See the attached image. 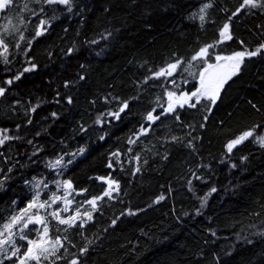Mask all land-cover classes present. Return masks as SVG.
Wrapping results in <instances>:
<instances>
[{
	"label": "trees",
	"instance_id": "1",
	"mask_svg": "<svg viewBox=\"0 0 264 264\" xmlns=\"http://www.w3.org/2000/svg\"><path fill=\"white\" fill-rule=\"evenodd\" d=\"M206 3L212 7L201 21ZM241 3L14 0L5 18L8 50L0 55L6 89L0 130L13 137L0 146V226L43 188L42 199L67 192L72 211L62 218L77 207L93 215L83 227L68 228L44 212L49 235L63 244L47 264H264V147L250 138L232 152L226 148L264 125V54L245 60L214 106L192 100L160 115L169 91L198 88L202 62L191 57L199 48L215 45L213 63L215 55L264 43V8L242 9L229 21ZM40 20L47 30L36 37ZM224 23L233 39L221 42ZM178 58L181 66L171 76L153 75ZM124 102L119 119L109 114ZM153 109L160 119L146 121ZM61 157L60 166H50ZM99 177L117 181L119 191L93 211L85 201L107 188ZM34 229L24 230L29 239L36 238ZM17 242L21 253L7 259L3 252L0 264L19 260L26 241L18 236Z\"/></svg>",
	"mask_w": 264,
	"mask_h": 264
},
{
	"label": "snow or ice",
	"instance_id": "2",
	"mask_svg": "<svg viewBox=\"0 0 264 264\" xmlns=\"http://www.w3.org/2000/svg\"><path fill=\"white\" fill-rule=\"evenodd\" d=\"M13 3L14 0H0V12L9 9L13 5ZM45 3L48 4L59 3V4L68 5L70 3V0H45ZM211 7H212L211 3H206L199 9L200 12L199 19L201 21L205 20L206 10ZM245 8H264V0H242V3L239 5V7L234 12H232L231 16L228 18L229 21H231L232 17L241 13V10ZM41 11L43 10L41 9ZM33 15H35V13H33ZM46 24L47 21L40 20V23L38 25V30L35 32L36 37L41 36L47 30L45 28ZM220 37H221V42L223 40L233 39V37L230 34V23L223 24L220 30ZM0 45H3L4 52L6 53L8 48L2 39H0ZM214 47H215L214 44L205 45L199 48V50L195 53V55L191 57V61L202 62L201 70L198 73L199 87L196 88V90L193 92L190 93L181 92L179 95L169 91L167 93L168 106L167 108L163 109L160 115H163L164 112L167 113L173 112L177 105H179L180 107H184V105L189 104L190 101L192 100H195L197 103L201 102L202 100H207L210 103V105L214 106L217 103V100L220 98L221 91L225 88V85L228 84L229 81H231L234 77L238 76L241 73L245 60L264 54V43H260L258 47H256L254 50L244 49L241 51L233 52L231 55H227V56L215 55L214 57L215 62L211 63L209 61L212 60L213 57L211 56L210 53ZM71 51L72 50L69 49V52ZM5 62H7L6 57H5ZM181 63H182L181 60L178 58L175 60V62L167 64L165 68H162L157 72H154L153 75L157 78L161 76H171L181 66ZM35 67L36 65L33 64L30 69H25V72L31 71ZM20 78H21L20 76L14 77V79L16 80H19ZM81 79H83V77H81ZM6 83L11 85L13 83V80L10 79ZM174 83L175 81H173V84ZM5 92L6 89L4 87H0V96H4ZM68 102L71 103V98L68 99ZM190 106L195 107L196 105L195 103H192ZM36 107L39 106L37 105ZM127 107H128V103L124 102L123 106L119 109L118 112L109 113V114L114 116L116 119H119L120 113L124 112ZM35 110L36 108L32 109V111ZM208 110L211 111V107H209ZM155 111L156 110L153 109V111L147 114V116L145 117L146 121L155 122L160 119V115L154 114ZM52 115L55 116L56 113H52ZM177 119H179V117H177ZM205 119H207V117H205ZM150 127L151 124H149L147 127L142 126L140 129V135L147 134ZM259 127H264V125L254 126L252 129L242 132L235 139L230 140L226 145L228 152H232V150L235 147L242 144L244 141L249 140L250 138H253L255 142L261 145V147H264V136L256 135V128ZM7 131H8L7 129L0 130V132L5 133L3 135H0V146L4 145L6 141L13 139V137L6 135ZM175 139L176 137H173V140ZM130 142H135V141H130ZM29 143H31V141H29ZM84 152H85L84 148H81L79 150L80 154H83ZM113 155L115 156L117 154L114 153ZM136 159H139V157H136ZM62 162H63V157L56 160L50 166L56 168L60 166ZM68 163L71 164L72 161L69 160ZM111 166L112 165L110 164L109 167ZM9 171H11V169H9ZM137 171H139V168H137ZM4 179H7V177H5ZM98 179H100L102 182H106L107 188L105 189V191L101 196H94L91 199L85 201L86 204L91 206L93 211L97 209L99 201L103 200L105 197L112 198L113 192L119 191V184L117 181L104 177H99ZM2 186H3V181L0 180V187ZM62 186L66 190H68L72 188V183L71 181H64ZM83 191H87V190L85 189L82 190V192ZM212 191L214 192L216 190L213 188ZM39 195L40 193L37 192L26 207L20 209L14 215L10 216L8 220L4 222L2 226H0L2 227V230H0V237H2L0 238V251L7 252L8 249L5 246L9 244L12 245L11 255L7 256L6 257L7 259H12L13 257H16L19 253H21V248L16 246L14 235L19 234L20 239L26 241L25 249L22 255H20L19 257L18 264H43V261L47 260L50 255H55L59 247H63L62 241L59 237L54 242L51 241V238L49 237L48 222L45 216H41L39 214V209H44L46 207H50L51 205L49 204L48 201L40 202ZM59 199L64 200L65 207L63 210L64 212H68L69 205L72 204V201L68 200L67 197L61 198L54 195L52 198V203H55V201ZM158 199H163V197L161 196ZM33 209H35L36 211L32 212ZM49 215H51L52 218L56 219L59 224L67 225L68 228L83 227L84 223H87L88 221H91L93 219L92 211H85L81 213L79 207L76 208L74 214L69 215L67 218H62L58 211H52L51 213H49ZM84 217H86V219H83ZM81 220H83V223H78V221ZM114 223L115 221H113V224ZM29 225H33V226L41 225V228L34 229L37 233L36 239H29L27 235L23 234L24 229H28ZM17 226H20L19 233H14L13 229L16 228ZM65 239H67V237H65ZM87 243L90 244L91 241H88ZM87 251H88L87 246L80 249L81 254H84ZM60 258L61 257H56V259H60ZM71 264H78V259H73L71 261Z\"/></svg>",
	"mask_w": 264,
	"mask_h": 264
},
{
	"label": "rangeland",
	"instance_id": "3",
	"mask_svg": "<svg viewBox=\"0 0 264 264\" xmlns=\"http://www.w3.org/2000/svg\"><path fill=\"white\" fill-rule=\"evenodd\" d=\"M214 63V62H213ZM22 70H25V68H23ZM21 73V72H20ZM198 87H199V84H198ZM177 94V93H176ZM177 95H179V94H177ZM191 102V101H190ZM256 135H258V136H264V133L262 134V133H256ZM42 191H43V188H40V189H37V192H39L40 193V195H39V201L40 202H43V201H48L49 202V204L51 205L50 207H46V208H44V209H39V214L41 215V216H44L45 215V211H50V212H52V211H58L59 212V214H60V216L62 217L63 215H66V213L67 212H64V207H65V203H64V200L63 199H59V200H56L55 201V203H52V198H53V196L55 195V196H58V197H61V198H63V197H66V195H67V192L66 193H61V192H57L56 194H51L50 196L48 195V197L47 198H43L42 199V197H41V193H42ZM68 199V198H67ZM69 200V199H68ZM69 211H72V208H71V205H69ZM33 212V211H32ZM30 226H33V225H29V227ZM34 228L35 229H39V228H41V225H35L34 226ZM19 229H20V226H17L16 228H14L13 229V232L14 233H19ZM25 230V229H24ZM26 233V231H23V234H25ZM6 235V234H5ZM19 236V234H16V235H14V240H15V243H16V246L17 247H19L18 246V242H17V237ZM49 237L51 238V236L49 235ZM0 238H2V237H0ZM36 238H37V236H36ZM35 238V239H36ZM51 241H53L54 242V240L51 238ZM7 249H8V251L7 252H5V254L7 255V256H10L11 255V251H12V245H6L5 246ZM3 252L4 251H0V255L1 254H3ZM23 253V252H22ZM51 256V255H50ZM49 256V257H50ZM15 264H18V261L15 263ZM43 264H47L46 263V261L44 260L43 261Z\"/></svg>",
	"mask_w": 264,
	"mask_h": 264
},
{
	"label": "flooded vegetation",
	"instance_id": "4",
	"mask_svg": "<svg viewBox=\"0 0 264 264\" xmlns=\"http://www.w3.org/2000/svg\"><path fill=\"white\" fill-rule=\"evenodd\" d=\"M13 5L5 10L0 12V39L4 41V43L7 44V39L9 38V32H8V23L6 22L5 18L7 15L11 12ZM4 53V47L3 45H0V55Z\"/></svg>",
	"mask_w": 264,
	"mask_h": 264
},
{
	"label": "bare ground",
	"instance_id": "5",
	"mask_svg": "<svg viewBox=\"0 0 264 264\" xmlns=\"http://www.w3.org/2000/svg\"><path fill=\"white\" fill-rule=\"evenodd\" d=\"M50 57H52V55H51ZM141 201H142V200H140V202H141ZM136 202H137V201H136ZM134 203H135V202H134ZM134 203H133V204H134ZM142 204H143V203H142ZM142 204H141V205H142ZM149 204H150V203H149ZM145 206H146V205H145ZM145 206H144V207H145ZM147 206H148V205H147ZM147 206H146V207H147ZM142 207H143V206H142ZM137 208H138V207H137ZM138 209H139V208H138ZM140 209H141V208H140ZM132 210H133V208H132ZM132 210H131V211H132ZM142 210H143V209H142ZM142 212H143V211H142ZM150 228H151V227H150ZM143 229H144V227H143ZM138 231H139V229H138ZM139 232H140V231H139ZM143 232H145V231L143 230ZM147 233H148V232H147ZM147 233H146V234H147Z\"/></svg>",
	"mask_w": 264,
	"mask_h": 264
}]
</instances>
